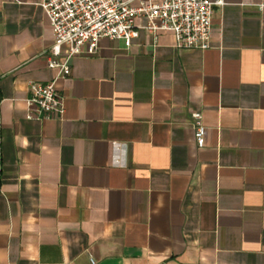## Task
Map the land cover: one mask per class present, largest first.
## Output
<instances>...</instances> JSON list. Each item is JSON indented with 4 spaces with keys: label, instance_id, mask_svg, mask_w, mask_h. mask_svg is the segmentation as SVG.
Segmentation results:
<instances>
[{
    "label": "crops",
    "instance_id": "crops-1",
    "mask_svg": "<svg viewBox=\"0 0 264 264\" xmlns=\"http://www.w3.org/2000/svg\"><path fill=\"white\" fill-rule=\"evenodd\" d=\"M43 2L0 0V264H264V0L215 7L205 51L102 40L46 121L27 104L58 74Z\"/></svg>",
    "mask_w": 264,
    "mask_h": 264
},
{
    "label": "built area",
    "instance_id": "built-area-1",
    "mask_svg": "<svg viewBox=\"0 0 264 264\" xmlns=\"http://www.w3.org/2000/svg\"><path fill=\"white\" fill-rule=\"evenodd\" d=\"M217 6H224V0H158L139 7H132L129 0H44L42 7L55 34L49 68L58 74L50 83L31 84L28 119L46 121L64 116L58 80L71 76L74 58L95 55L104 39L122 40L130 47L143 29L154 36L172 32L180 50L210 49ZM140 18L148 21L145 27L136 26ZM192 118L196 145L203 149L208 132L203 114L193 112Z\"/></svg>",
    "mask_w": 264,
    "mask_h": 264
},
{
    "label": "trees",
    "instance_id": "trees-1",
    "mask_svg": "<svg viewBox=\"0 0 264 264\" xmlns=\"http://www.w3.org/2000/svg\"><path fill=\"white\" fill-rule=\"evenodd\" d=\"M1 100H2V95H1V92H0V103H1ZM0 164H1V144H0Z\"/></svg>",
    "mask_w": 264,
    "mask_h": 264
}]
</instances>
